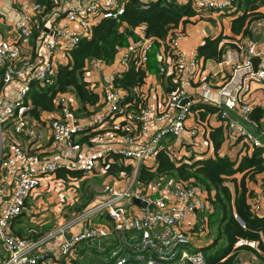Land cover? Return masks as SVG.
Masks as SVG:
<instances>
[{
    "label": "built area",
    "instance_id": "2783aa9c",
    "mask_svg": "<svg viewBox=\"0 0 264 264\" xmlns=\"http://www.w3.org/2000/svg\"><path fill=\"white\" fill-rule=\"evenodd\" d=\"M55 2L57 5L60 0ZM233 2L194 0L192 4L197 11H222L231 9ZM42 10L35 0L28 8L13 7V36L0 37V79L4 83L0 90V264H63L74 256L79 242L109 237L114 232L123 236L125 231H131L132 241H124L129 251L118 245L111 251V264H203V252L193 245L196 232L206 225L205 213L210 208L205 191L191 179L164 175L140 179L138 168L155 170L160 149L176 163L188 161L184 155L198 150L202 136L209 141V120L200 119L199 109L192 107L202 101L218 108L212 112L218 125L230 142L240 143L243 152L262 145L260 135L233 115L249 119L252 105L247 101V89L252 82L264 84V55L253 68L255 40H249L246 52L231 62V73L223 85L214 88L206 79L193 80L198 58H187L177 48L181 36L177 32L167 39L169 49L162 42L155 51L158 73L170 72L175 85L152 107L138 88L146 105L135 111L128 109L134 100L121 107L126 91L113 84V77L132 64L146 69V81L153 39L139 25L137 38L122 48L116 65L103 59L86 63L85 77L102 104L94 114L78 116L74 94L57 92L58 109L44 111L38 120L29 114V81L43 82L58 64L67 62L69 50L89 35L95 23L117 17L123 6L118 0H65L61 11L49 18V27L36 22ZM35 25L44 34L40 42L44 53L32 55L24 48L30 44ZM232 42L243 49L240 42ZM12 81L20 86L14 96H7L4 86ZM193 91L198 94L196 101L191 97ZM259 132L264 133V126ZM113 163L131 168L114 173L109 170ZM59 170L65 174L57 175ZM73 170L80 172L79 177L70 173ZM93 176L105 179L100 192L74 216L65 219L55 212L58 227L36 239L14 233L12 223L22 212L46 208L41 205L44 197H56L55 191L61 188L63 195L72 191L70 198L75 200L78 180ZM71 200L58 198L53 209L60 211L74 204ZM57 235L64 238L52 248L49 243ZM243 243L255 245L253 240L239 238L235 246Z\"/></svg>",
    "mask_w": 264,
    "mask_h": 264
},
{
    "label": "trees",
    "instance_id": "16d2710c",
    "mask_svg": "<svg viewBox=\"0 0 264 264\" xmlns=\"http://www.w3.org/2000/svg\"><path fill=\"white\" fill-rule=\"evenodd\" d=\"M35 1L43 6V10L38 16L40 21L45 14L50 13L56 7L55 0ZM120 1L123 12L115 18L105 17L95 23L89 35L83 36L69 50V58L66 63L58 64L55 71L43 82L29 81L27 98L31 101L29 114L33 118L41 120L44 111L58 109L57 92L74 94L75 112L78 116L94 114L102 104L99 94L89 87V81L85 77L87 62L93 59L111 61L117 46L127 42L130 36L135 37L133 28L142 24L145 34L153 39L152 48L148 53V62H154L155 51L162 42L165 49H169L167 39L175 35L174 29L199 14L191 0L185 3H179L176 0H151L145 4L141 0ZM236 2L237 9H242V12L232 20V32L240 35L241 38L252 36L251 23L264 19V11L260 10V7H264V0H236ZM33 31L34 36L37 34V27ZM233 40H235V36H224L223 34L207 37L197 47V54L203 60L220 61L224 44L236 45L232 42ZM222 41L223 43H221ZM163 75L160 76L162 80ZM145 77L146 69L135 68L132 64L113 77V84L126 91L121 107L124 103L133 100L134 104H131L129 110L136 111L146 105L145 99L139 95L138 91V88L145 83ZM165 79L171 87L175 85L171 75ZM3 85L4 83L0 79V90ZM170 86L166 90H169ZM192 107L199 109L197 112L202 118L209 112L212 113L218 109L206 101L197 102ZM249 116L263 125L264 106H255L251 109ZM209 137L215 150L213 156L176 163L164 149H160L156 157L155 170L150 171L144 166H140L138 177L150 179L164 175L182 180L191 179L193 184L205 191L210 204L209 210L205 213L207 215L205 228L208 226V233L213 236V240L198 248L203 252L205 258L203 264H264V214H258L249 202L251 189L248 186L249 181H254L255 176L264 171V147H254L237 161L230 159L227 155L218 154L222 142L219 126L212 127ZM130 168L131 166L128 165L113 163L109 170L117 173L121 169L130 170ZM70 173L75 177L80 175V172L76 170L70 171ZM64 174L61 170L57 171V175L63 176ZM94 195L95 193L86 194V201L80 205L74 203L75 205L70 207L71 211L73 213L80 211ZM27 213V211L22 212L12 223L14 233L36 239L49 230L47 228L50 225L43 226L44 223L29 221V213ZM239 238L247 241L253 240L255 245L243 243L240 246H235V242ZM105 242H108L109 245L112 244L110 239ZM90 247L96 251L93 246ZM241 250H245L248 256L246 263L243 262L244 254H241ZM251 254L254 255V258H251ZM184 264L196 263L187 261Z\"/></svg>",
    "mask_w": 264,
    "mask_h": 264
},
{
    "label": "crops",
    "instance_id": "0c3cea01",
    "mask_svg": "<svg viewBox=\"0 0 264 264\" xmlns=\"http://www.w3.org/2000/svg\"><path fill=\"white\" fill-rule=\"evenodd\" d=\"M32 1L34 0H0V37L6 38L13 36V32L11 30V23L15 15L12 12V8L13 7L28 8ZM63 1L65 0H60V2L56 5V8H54L50 13L45 14L46 16L41 21L38 20V18H36V22L39 21L38 25L42 27H49L52 22L51 19L49 18L57 15L61 11V5ZM141 1L144 2L145 4L151 0H141ZM176 1L179 3H185L188 0H176ZM193 1L194 0H191L192 3ZM118 2L119 4L122 3L120 0H118ZM236 3H237L236 0H234L231 9L222 10V11H216L212 9L200 10L199 14L194 15L189 22H186L185 24H181L179 25L178 28L174 29L175 34L177 32L181 34L180 38L178 39L177 48L180 51H182L187 58H191L192 56H196L198 58L197 72L193 79L196 81V83L203 79H206L212 83V86H214V88H219L221 85H223L224 79L229 77L231 73V62L240 58L246 52L247 42L251 39L255 40L256 52H257V54L253 56V58L255 57L260 58L261 56L264 55V19L256 20L251 23L252 36H245L241 38L240 35L234 34L232 32L231 29L232 20L234 19V17H236L238 14L242 12V9H237L238 6L236 5ZM260 10L264 11V7H260ZM36 25L35 27H37ZM142 26L144 27L143 24ZM138 31H139V26L133 28V33L135 37L130 36L127 42L123 44H119L117 46L112 60L109 61V64L111 66H114L118 63L122 48H124L126 44L130 43L131 41L137 38ZM36 33L37 34L34 36H38V37H35L33 40L31 38L30 44H28L24 48L28 52L31 51L32 55H36L37 53L38 54L44 53L43 48L41 47L40 44L41 40L44 37V34H41L38 31H36ZM219 34H223L224 36L225 35L235 36V40L233 41H238L241 43V45L243 46L242 49L243 52L242 50H240L238 46L225 43L223 47L222 59L220 61H216L213 59L203 60L197 54V47L200 44H202L207 37H216ZM221 43H223V41ZM253 58H252V63H253ZM146 68L148 73L147 78L145 83L140 87V90L143 91V93L147 96L148 105L152 107L156 105L157 100H160L162 96L161 94L163 92H167L166 88L170 86L165 78L170 75L173 77V75L170 72L164 75L159 74L158 61L156 59L154 62H147ZM161 75L164 76L163 80L160 77ZM10 86L11 83L4 86L5 89L3 93L5 95H6V91L9 94H13V91L14 92L16 91V89L20 86V83L18 82V85L15 89H11ZM247 90H248V92H246V97L248 98L247 101L252 105V108H254L255 106H264V84L252 82ZM222 96H225V94H223ZM191 97H193L194 100L196 101L198 99L197 92L193 91ZM233 115L238 119V121H240L243 125H245L248 130H250L254 134L260 135V139L262 141L261 146L264 147V139L262 138L264 137V133L259 132L261 127L264 126V124L262 125L260 124V122H257L252 118L249 119L242 118L237 113H234ZM197 116L200 119L208 118L209 126H210L209 132L211 131L213 126H219L217 122L216 114H212L209 112L207 116H204L202 118L200 117L199 113H197ZM262 119H264V117ZM219 127L221 129L222 142L218 149V154L227 155L229 156L230 159L239 161L241 156L247 151L246 152L242 151V146L240 145L239 142H235L234 140L230 142L229 141L230 139L226 137L224 130L221 128V126ZM197 149L198 150H196V152H192V154L184 155V156L188 159L190 158L195 159L199 157L213 156L215 154L213 143L211 142L210 139L209 141H206L204 136H202ZM255 177L256 178L254 181L252 182L249 181L250 183L248 182V186L251 189V196L249 198V202L252 204L254 210L258 214H264V171L257 174ZM77 191L80 192L79 186L77 187ZM55 200H58L57 196ZM71 205L73 204L69 203V208L71 207ZM73 228H76V226H74ZM202 230L204 231L202 232ZM130 234L131 231L130 232L125 231L123 233V236H120L118 233L114 232L109 237L96 238L93 240H83L79 242V244L77 245L75 254L71 258L70 264H83L81 255H84L85 258H87L84 264H111V258H110L111 251L117 248L118 245H122L125 251H129V246L125 245L124 241H132L130 239ZM63 238H64L63 235H57L54 241H50L49 245L50 244L56 245L60 243L63 240ZM109 239L110 242H112V244L110 245L108 242H105V240L108 241ZM212 240H213V236L208 233V226L207 228H205L204 225V227L201 230L196 232V235L194 237L195 245L193 246L194 248L198 249L210 243ZM90 246H93L96 249V251L92 249ZM242 253H246V252H241V254ZM251 258H254L253 254H251ZM247 261H248V257L247 260H243L244 263H246Z\"/></svg>",
    "mask_w": 264,
    "mask_h": 264
},
{
    "label": "rangeland",
    "instance_id": "374dc122",
    "mask_svg": "<svg viewBox=\"0 0 264 264\" xmlns=\"http://www.w3.org/2000/svg\"><path fill=\"white\" fill-rule=\"evenodd\" d=\"M35 37H38V36H33L32 40ZM17 85H18V82L12 81L10 87H11V89H15L17 87ZM6 95L7 96H9V95L14 96L15 92L13 91V94H9L6 91ZM262 138L264 139V137H262ZM104 180L105 179H103V178L101 179L100 176H98V177L93 176V177H86V178L84 177V178L79 179L78 180V186L80 187V192L77 191V198L75 200H71L73 198H70V197H72V191H70V190H68L66 192V194L63 195L62 190L64 188H61V189L55 191V195L58 198H63V197L66 196V198H69L71 201L75 202L77 205H80V204H82L83 202L86 201V194L95 193V195H96L97 193L100 192V188H101V185H102ZM82 181H83V183H82ZM250 182H252V181H250ZM81 186H82V188H81ZM81 192H82V194H81ZM55 198L56 197L53 194H51V195H49L47 197H44V199L42 200V204L41 205H45L46 208H42V206H39V208H34V210L32 209L33 212L31 210L30 214L27 213L29 215L28 216L29 217V221L33 222V221L37 220L39 223L40 222L42 224L44 223L43 226L44 225H46V226L50 225L47 229H49V230L52 229L53 230L56 227H58V218L54 214L55 212H59V214H61L65 219H69V218H71L72 216L75 215L76 212L73 213V211H71L72 208H69V205L64 207L60 211L59 210L58 211H54L53 206H54V203L56 202ZM74 205H71V206H74ZM32 213H33V215H34L33 217L35 219L31 217ZM58 245H59V243L56 244V245L50 244V247L57 248ZM241 252H245V250H241ZM242 254H244L243 260H247V257H248L247 254L246 253H242ZM81 258H82L83 264H84L86 262L87 258H85L84 255H81ZM70 263H71V260H69L68 262H65L64 264H70Z\"/></svg>",
    "mask_w": 264,
    "mask_h": 264
},
{
    "label": "water",
    "instance_id": "95a60500",
    "mask_svg": "<svg viewBox=\"0 0 264 264\" xmlns=\"http://www.w3.org/2000/svg\"><path fill=\"white\" fill-rule=\"evenodd\" d=\"M260 58L259 57H255V58H253V68L254 69H256V65H257V62H258V60H259ZM137 202H139L140 204H145L144 202H141V201H139L138 199H135ZM149 207L150 208H152L153 206L150 204L149 205Z\"/></svg>",
    "mask_w": 264,
    "mask_h": 264
}]
</instances>
